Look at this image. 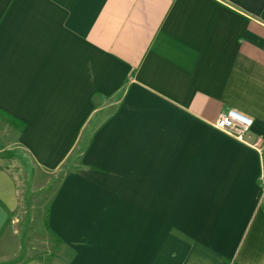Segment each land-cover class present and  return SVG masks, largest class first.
<instances>
[{
    "label": "crops",
    "instance_id": "obj_1",
    "mask_svg": "<svg viewBox=\"0 0 264 264\" xmlns=\"http://www.w3.org/2000/svg\"><path fill=\"white\" fill-rule=\"evenodd\" d=\"M227 110L264 146V0H0V115L15 145L53 172L109 114L50 205L69 264H264L259 152L225 134L226 164L202 169L183 152L193 183H157L150 129L185 116L220 132ZM173 191L183 239L155 231L175 223L171 195L157 196ZM17 206L0 165V235Z\"/></svg>",
    "mask_w": 264,
    "mask_h": 264
},
{
    "label": "rangeland",
    "instance_id": "obj_2",
    "mask_svg": "<svg viewBox=\"0 0 264 264\" xmlns=\"http://www.w3.org/2000/svg\"><path fill=\"white\" fill-rule=\"evenodd\" d=\"M113 100H108V103ZM112 106L109 113L115 105ZM109 114L104 115L106 119ZM103 118V119H104ZM103 119L94 122L91 128L85 130L81 141L67 161L57 170L50 172L38 167L31 156L15 145V139L10 136L12 123L0 115V165L12 176L15 181L18 206L11 212L5 229L0 235V264H65L71 254L65 247L59 246L57 239L50 233L46 223L48 222V210L55 197L59 186L66 177L76 172L82 166L83 152L87 148L89 140L97 130ZM18 131V129H17ZM150 136H155L154 146L157 156L156 170L157 183L171 185L173 190L183 188V185H191L194 178L183 177L184 172L195 161L184 160L183 152L198 153V163L202 169L211 165L226 164L222 161L223 154L230 151V139L220 132L200 128L193 120L183 116L181 122L170 125L159 121L154 130L149 131ZM200 138L202 144L196 145L193 139ZM219 143H215V141ZM183 140L187 141L184 146ZM210 140V141H208ZM150 151L152 146L149 147ZM264 153V146L261 145ZM187 149V150H186ZM227 156V155H226ZM204 171V170H203ZM210 177L200 178L199 185L207 184ZM195 183V182H194ZM212 193H205L209 196ZM171 195L173 224H156L157 236L163 233H171L173 237L183 239V223L179 221L183 212V192L173 191L171 194L157 193V196L167 197Z\"/></svg>",
    "mask_w": 264,
    "mask_h": 264
},
{
    "label": "built area",
    "instance_id": "obj_3",
    "mask_svg": "<svg viewBox=\"0 0 264 264\" xmlns=\"http://www.w3.org/2000/svg\"><path fill=\"white\" fill-rule=\"evenodd\" d=\"M253 120L235 110H227L220 114L214 124V128L236 141L255 149L261 155V171H260V186H261V202H264V153L260 143L251 144L248 136L253 127Z\"/></svg>",
    "mask_w": 264,
    "mask_h": 264
},
{
    "label": "trees",
    "instance_id": "obj_4",
    "mask_svg": "<svg viewBox=\"0 0 264 264\" xmlns=\"http://www.w3.org/2000/svg\"><path fill=\"white\" fill-rule=\"evenodd\" d=\"M49 212H50V210H48V214H49ZM46 226H47L48 230L50 231V233H51V234L57 239V242L59 243L58 245H59V246H63V247H65L66 250H68V252L71 254V256H70L68 262L65 263V264H69V263L74 259L75 252H74L70 247H68V246H67L62 240H60V239H59V238H58V237H57V236L51 231L48 222L46 223ZM234 264H236V263H234Z\"/></svg>",
    "mask_w": 264,
    "mask_h": 264
}]
</instances>
